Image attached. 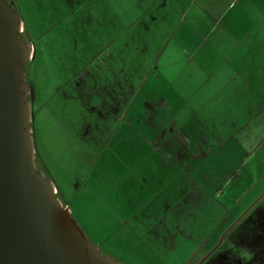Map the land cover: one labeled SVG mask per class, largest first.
<instances>
[{
    "label": "crops",
    "instance_id": "crops-1",
    "mask_svg": "<svg viewBox=\"0 0 264 264\" xmlns=\"http://www.w3.org/2000/svg\"><path fill=\"white\" fill-rule=\"evenodd\" d=\"M104 21L91 29L100 42L89 83L106 104V161L121 162L122 175L97 168L101 155L89 152L86 164H73L75 194L106 184L101 199L118 223L109 235L123 227L173 251L185 244L189 258L200 249L189 242L224 239L238 223L234 250L250 249L249 264H263L264 0H105ZM21 32L32 62L22 19Z\"/></svg>",
    "mask_w": 264,
    "mask_h": 264
},
{
    "label": "rangeland",
    "instance_id": "rangeland-1",
    "mask_svg": "<svg viewBox=\"0 0 264 264\" xmlns=\"http://www.w3.org/2000/svg\"><path fill=\"white\" fill-rule=\"evenodd\" d=\"M14 1L35 48V58L29 62L28 69L30 71L32 65L31 77L40 98L34 108L33 124L53 181L72 207L80 226L90 234L92 243L100 251L124 264H181L189 260L184 247H178L185 244L174 243L177 251H173L165 248V243L152 242L149 237H142L143 241H139L133 234H127L128 230L123 231V227L116 234L109 235L118 223L114 225V219L108 220V205L101 199L106 184H96L95 181L98 194L96 190H88L90 195L87 198L79 190L75 194L74 177L77 172L73 171V164L77 168L82 162L86 164L91 154L101 155L97 168L103 164L113 166L117 179L121 177L123 169L121 162H115L113 155V162L106 161L111 154L104 146V139H100V134L106 130L105 114H100L106 104L103 100L96 104L89 83L96 67L95 62H91L93 48L100 42V35L91 29L105 26V0ZM28 82L32 84L29 75ZM94 108H100V111L95 113ZM237 225L224 235L226 246L230 245L228 250L218 252L216 249L200 264H217L218 260L222 264H243L233 247L242 242L230 236ZM241 240L246 244L248 238L244 235ZM219 241L220 238L214 235L203 246L201 242L197 245L194 241L189 242L187 248L193 243L200 249L187 264L199 262ZM165 254L168 256H163Z\"/></svg>",
    "mask_w": 264,
    "mask_h": 264
},
{
    "label": "water",
    "instance_id": "water-1",
    "mask_svg": "<svg viewBox=\"0 0 264 264\" xmlns=\"http://www.w3.org/2000/svg\"><path fill=\"white\" fill-rule=\"evenodd\" d=\"M20 32L18 12L0 0V264H123L103 255L60 201L31 124V46Z\"/></svg>",
    "mask_w": 264,
    "mask_h": 264
},
{
    "label": "flooded vegetation",
    "instance_id": "flooded-vegetation-1",
    "mask_svg": "<svg viewBox=\"0 0 264 264\" xmlns=\"http://www.w3.org/2000/svg\"><path fill=\"white\" fill-rule=\"evenodd\" d=\"M8 3L10 4V6L16 10V7H15V1L14 0H7ZM17 11V10H16ZM22 33V32H20ZM24 39L26 40L25 42H27V39L26 37L24 36V34L22 33ZM32 55H33V51L31 49V59H32ZM31 59L27 61V63L25 64V67H24V71H25V83H27V88H28V98H29V108H30V114H31V124H32V118L34 116V108L37 106V103L39 101V95L37 93V90H36V86H35V83H34V80L32 79V68H30V71L28 70V75L29 77L31 78V83H29L27 81V66H28V62H31ZM31 64V63H30ZM33 107V109H32ZM32 109V111H31ZM36 156H34V159H35ZM35 165L37 166V164L35 163ZM38 167V166H37ZM39 168V167H38ZM222 239H223V236H222ZM224 241V240H223ZM222 240L215 246V247H218L221 245V243L223 242ZM212 249V248H211ZM210 249V250H211ZM213 252L211 251H208L205 253V255L201 258V260L199 262H197L196 264H200L202 262H204V260H206ZM193 257V256H192ZM190 257V259L192 258ZM220 258V257H219ZM189 259V260H190ZM188 260V261H189ZM223 262L221 260H218L217 264H222Z\"/></svg>",
    "mask_w": 264,
    "mask_h": 264
},
{
    "label": "clouds",
    "instance_id": "clouds-1",
    "mask_svg": "<svg viewBox=\"0 0 264 264\" xmlns=\"http://www.w3.org/2000/svg\"><path fill=\"white\" fill-rule=\"evenodd\" d=\"M235 248V246L233 245ZM236 254L238 258L243 262V264H249V262L252 260L254 253L250 249L246 248H239L236 249Z\"/></svg>",
    "mask_w": 264,
    "mask_h": 264
},
{
    "label": "trees",
    "instance_id": "trees-1",
    "mask_svg": "<svg viewBox=\"0 0 264 264\" xmlns=\"http://www.w3.org/2000/svg\"><path fill=\"white\" fill-rule=\"evenodd\" d=\"M21 36L23 37V35H22V33H21ZM23 39H24V37H23ZM24 41H26L25 39H24ZM37 167V166H36ZM38 168V167H37ZM39 170H41L40 168H38ZM86 235V234H85ZM102 252V251H101ZM102 254L103 255H107L106 253H104V252H102ZM116 259V258H115ZM118 260V259H117ZM118 261H120V260H118ZM121 262V261H120ZM121 263H123V262H121ZM124 264V263H123Z\"/></svg>",
    "mask_w": 264,
    "mask_h": 264
}]
</instances>
